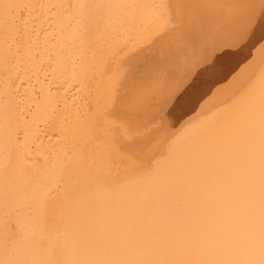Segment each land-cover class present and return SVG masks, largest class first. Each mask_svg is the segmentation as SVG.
<instances>
[{"label": "bare ground", "instance_id": "bare-ground-1", "mask_svg": "<svg viewBox=\"0 0 264 264\" xmlns=\"http://www.w3.org/2000/svg\"><path fill=\"white\" fill-rule=\"evenodd\" d=\"M0 264H264V0H0Z\"/></svg>", "mask_w": 264, "mask_h": 264}]
</instances>
